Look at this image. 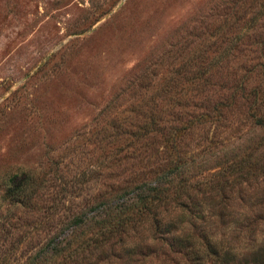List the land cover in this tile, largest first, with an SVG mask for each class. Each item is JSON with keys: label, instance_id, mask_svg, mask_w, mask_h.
Segmentation results:
<instances>
[{"label": "rangeland", "instance_id": "obj_1", "mask_svg": "<svg viewBox=\"0 0 264 264\" xmlns=\"http://www.w3.org/2000/svg\"><path fill=\"white\" fill-rule=\"evenodd\" d=\"M261 62L264 0H0V264H57L41 259L55 240L85 238L94 219L180 177L202 213L184 250L204 226L235 250L227 264H242L264 246ZM149 105L158 126L176 125L172 145L155 130L135 138L132 124L111 126ZM170 203L157 209L178 221ZM129 224L101 252L70 250L62 264H169V233ZM184 252L170 264H190Z\"/></svg>", "mask_w": 264, "mask_h": 264}, {"label": "trees", "instance_id": "obj_2", "mask_svg": "<svg viewBox=\"0 0 264 264\" xmlns=\"http://www.w3.org/2000/svg\"><path fill=\"white\" fill-rule=\"evenodd\" d=\"M261 63L258 64L260 65ZM262 64L264 65V63ZM187 103V101H182L181 104L182 106H187L189 105ZM190 104L194 106V109H200L202 111L204 110L203 103L192 102ZM185 111L186 114L193 116L202 114L201 111L197 114L188 113V110ZM139 113L141 114L138 116L139 118L137 120L135 119V121H128V118H123V116H120V118L113 117L111 120V126L122 130V124L126 121L127 124H132L133 127L138 130L137 133L133 131L134 129L132 130L133 132L131 131V134L135 135V138L139 137V135L146 136L149 131L155 130L160 132L161 136L163 135L161 141H163L164 144H167L169 140H172L173 134L175 132L174 130H176V125L172 126L169 122L167 128L158 126L157 123L161 117L158 113L153 112L151 105L145 109V112L139 111ZM158 117L159 120L156 121V118ZM188 118H192V116H189ZM256 123L264 131V115L258 116ZM170 144L172 145V141ZM120 149L122 148L118 147L115 149L113 154L119 152L118 150ZM184 180V178L182 179V177H180V179H177L176 185H172V178H165L162 182H157L156 185L146 186L147 188L144 194L140 192L139 194H136L135 198H132L130 201L120 203L118 208L115 210L116 212L114 211L112 214H108L107 217H101L99 220L94 219L89 226L91 232L88 236L81 238L80 240H76L75 234H71L70 238H66L65 240H55L52 246H50V250L46 252V255L43 254L41 259L43 260L44 258L61 257V259L57 260L56 263L62 264L64 259L69 257L68 254H71L70 250H87L86 252L89 254L91 251L95 250L97 252H101L109 241V237L113 235V232H123L128 223H131L129 226H137L138 223L141 224L145 221H151L155 227V230H159L163 227L162 229L169 233V236L166 237L169 253H167L168 251L165 252L164 249L160 250V253L164 254L161 255L164 259L169 261V264L172 262V256L170 254L172 251H178L180 253L189 251L191 256L190 264H202L200 260L206 255H215V261H219V264H227L228 261L235 256V250L231 249L230 247L224 249L222 243L218 244L215 239L204 236V226L203 228L200 227L197 234L195 235V237H198L199 239L196 241L198 243L197 246L190 250H184L185 248H190L192 245L189 227H197L195 225V217H197V215L194 213H198L200 217L202 216L200 208H191L190 206H187V199L190 200L189 195L191 193H188L189 191L186 192V186L190 185L188 184L184 186ZM198 183L196 184L195 182L194 185V187H197V190L199 188ZM142 184L144 183L142 182L139 185H135V187L143 190L144 188ZM20 195L23 196L25 194ZM171 199L174 205L180 206V214H178L177 218L178 221L172 219L163 220L161 217V210L157 209L158 207L166 209L165 205L170 203ZM115 213L116 217L113 222L107 224V221H111L113 219ZM74 221L77 225L83 224L85 223V218L75 216ZM184 225L187 226L185 227ZM183 228H185V230H183ZM175 230H178V233H175ZM178 236L181 237L182 242L179 241ZM119 239L122 241V238ZM196 242L193 241L195 245ZM118 245H122L120 246V250L127 255V252L130 249H127L125 244L120 243ZM38 257L39 255L37 253L36 255L32 256V259L37 260ZM239 263L264 264V246L260 245L258 246V249L249 250L248 256L244 254L243 258H241V262ZM66 264H69V262ZM139 264L159 263L151 261L145 262L144 258H141Z\"/></svg>", "mask_w": 264, "mask_h": 264}]
</instances>
